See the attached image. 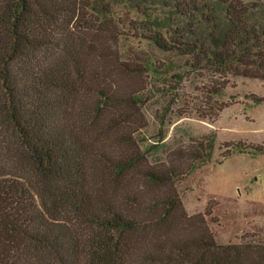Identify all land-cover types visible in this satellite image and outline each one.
I'll use <instances>...</instances> for the list:
<instances>
[{
  "label": "trees",
  "instance_id": "obj_1",
  "mask_svg": "<svg viewBox=\"0 0 264 264\" xmlns=\"http://www.w3.org/2000/svg\"><path fill=\"white\" fill-rule=\"evenodd\" d=\"M118 1L159 51L264 81V0H0V264H264V242L220 244L182 202L212 141L157 162L140 144L141 99L116 80L170 72L124 58Z\"/></svg>",
  "mask_w": 264,
  "mask_h": 264
},
{
  "label": "rangeland",
  "instance_id": "obj_2",
  "mask_svg": "<svg viewBox=\"0 0 264 264\" xmlns=\"http://www.w3.org/2000/svg\"><path fill=\"white\" fill-rule=\"evenodd\" d=\"M113 9L109 26L122 33L119 46L124 58L128 54L136 61L150 57L158 69L170 72L116 80L141 99L137 123L145 128L137 137L144 148L159 143L151 150V161H165L174 150H195L198 143L212 141L211 159L198 163L176 182L187 212L210 210L208 225L220 244L264 242V150L255 149L264 146V101L254 98H264V81L223 76L209 67L191 68L188 58L161 52L141 38L148 32V26L140 23L141 14L120 1ZM149 11L152 19L164 15L159 8ZM91 40L99 43V39ZM223 86L219 94H211V89ZM215 104H226L216 118ZM226 143H241L243 148L233 146L226 155Z\"/></svg>",
  "mask_w": 264,
  "mask_h": 264
}]
</instances>
